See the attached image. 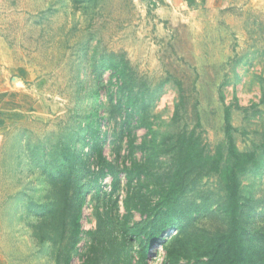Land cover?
Here are the masks:
<instances>
[{
	"label": "rangeland",
	"instance_id": "1",
	"mask_svg": "<svg viewBox=\"0 0 264 264\" xmlns=\"http://www.w3.org/2000/svg\"><path fill=\"white\" fill-rule=\"evenodd\" d=\"M188 10L162 14L153 0H0V41L11 63L29 70L32 102L0 131V264H138L132 228L148 218L133 204L126 212L125 168L142 159L144 140L179 130L194 131L204 156L227 161L226 112L236 150L255 156L239 173L241 219L248 241L264 248V0L203 8L189 20ZM111 53L127 62L132 93L145 91L137 103L145 126L132 133L121 128ZM96 133L113 175L98 174L89 138ZM67 152L77 158L73 169ZM167 166L166 155H154L153 173ZM141 184L152 189L151 179ZM178 199L172 235L149 248V264H161L174 237L188 248L180 262L199 264L187 253L227 227L215 173L197 177ZM72 207L80 212L73 246Z\"/></svg>",
	"mask_w": 264,
	"mask_h": 264
},
{
	"label": "trees",
	"instance_id": "2",
	"mask_svg": "<svg viewBox=\"0 0 264 264\" xmlns=\"http://www.w3.org/2000/svg\"><path fill=\"white\" fill-rule=\"evenodd\" d=\"M113 56L112 53L109 56L108 67L121 84L119 93L123 97L122 105L124 106L121 128L123 131L125 129L132 133L134 127L145 126L144 119L138 115L137 109V103L143 101L145 91L143 89L141 92L132 93L134 77L130 73L127 62L123 58L120 62L112 60ZM142 85L145 86L146 83L143 82ZM140 104L143 107V104ZM132 122L137 124L132 125ZM225 122L228 143L227 161L222 162L218 156H204L196 146L198 138L194 131L179 130L175 133L162 135L160 140H155V138L144 140L140 145L143 150L142 159L140 161L134 159L125 168L129 188L125 200L126 212L130 214L131 204H133V208L144 219L148 218L145 222L136 223L132 228L135 231L134 238L139 241L141 248L138 254V264H149L146 260L149 248L156 243L162 245L164 239L168 235H172L169 232L174 230L172 216L179 206L178 197L185 192L189 183L208 173H215L223 182L225 202L222 210L227 218V227L225 230L213 233L207 245H204L203 250L197 254L188 255V248L183 246L184 239L174 237L178 244L164 245L161 264H182L180 258L184 251H187V259L199 260V264H264V248L248 241L249 232L241 219L239 173L245 171L247 166L255 161V156L253 152H238L236 150L232 136L229 134L231 124L227 112ZM89 138L92 139L90 149L94 153L93 159H98L101 163L98 174L100 177H104L108 173L113 175L112 165L106 161L98 133L89 134ZM128 145L133 147L134 138L129 139ZM159 153L168 157V166L162 173L155 174L151 171V166L154 155ZM65 158L69 168L73 169L77 162L76 156L67 152ZM84 166L88 172L89 162L84 161ZM142 177L146 180L151 179V190L145 189L141 184ZM81 191H83L82 186H79L78 194ZM67 214H70L73 223L71 230V245L73 246L80 232V212L76 207H72V210ZM128 248L126 258H131L133 252L130 244ZM126 264H130V262Z\"/></svg>",
	"mask_w": 264,
	"mask_h": 264
},
{
	"label": "crops",
	"instance_id": "3",
	"mask_svg": "<svg viewBox=\"0 0 264 264\" xmlns=\"http://www.w3.org/2000/svg\"><path fill=\"white\" fill-rule=\"evenodd\" d=\"M153 1L156 4V10H160L162 14L167 12L168 14L173 13L174 15L183 16L184 11H182V8L184 9L186 6L189 9L186 12L188 20L203 8L225 10L231 6L241 7L243 2H245V0ZM173 4L177 7L176 9L173 8ZM183 4L185 6H182ZM11 61L12 58H10L6 46L0 41V131L12 116L25 114L32 108L30 92H28L31 74L27 68L16 66Z\"/></svg>",
	"mask_w": 264,
	"mask_h": 264
},
{
	"label": "built area",
	"instance_id": "4",
	"mask_svg": "<svg viewBox=\"0 0 264 264\" xmlns=\"http://www.w3.org/2000/svg\"><path fill=\"white\" fill-rule=\"evenodd\" d=\"M171 232H172V231H170L169 234H171ZM165 236H166V234H165Z\"/></svg>",
	"mask_w": 264,
	"mask_h": 264
}]
</instances>
